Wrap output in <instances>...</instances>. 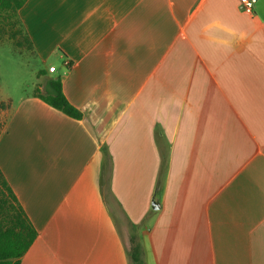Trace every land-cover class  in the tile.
<instances>
[{"label":"crops","instance_id":"1","mask_svg":"<svg viewBox=\"0 0 264 264\" xmlns=\"http://www.w3.org/2000/svg\"><path fill=\"white\" fill-rule=\"evenodd\" d=\"M17 15L44 65L3 100L0 170L36 230L18 264H131L124 233L142 264H264V0ZM51 77L80 118L36 96Z\"/></svg>","mask_w":264,"mask_h":264},{"label":"trees","instance_id":"2","mask_svg":"<svg viewBox=\"0 0 264 264\" xmlns=\"http://www.w3.org/2000/svg\"><path fill=\"white\" fill-rule=\"evenodd\" d=\"M25 1L0 0V33L3 32L4 25L9 24L20 26V30H14L11 33L12 38L18 31L23 33L17 11ZM23 39L29 48L30 42L24 34ZM17 44L20 45V42ZM36 96L70 117L76 119L81 117L80 111L65 98L58 77L47 79L44 89L37 90ZM35 236V228L0 170V264H18L20 257L28 249ZM139 249V243L130 237L128 256L131 264H142Z\"/></svg>","mask_w":264,"mask_h":264},{"label":"rangeland","instance_id":"3","mask_svg":"<svg viewBox=\"0 0 264 264\" xmlns=\"http://www.w3.org/2000/svg\"><path fill=\"white\" fill-rule=\"evenodd\" d=\"M14 30H20V26L4 25V30L0 33V131L9 109L3 100L16 104L21 97L33 93L38 82L36 72L44 67L29 53L30 49L23 39L22 32L18 31L14 38L11 37ZM17 42H20V45ZM53 64L59 66L56 61ZM124 235L129 250L130 238H127L126 233ZM133 235L137 238L136 233Z\"/></svg>","mask_w":264,"mask_h":264},{"label":"built area","instance_id":"4","mask_svg":"<svg viewBox=\"0 0 264 264\" xmlns=\"http://www.w3.org/2000/svg\"><path fill=\"white\" fill-rule=\"evenodd\" d=\"M256 0H238L239 8L242 12L246 14L252 13V7ZM54 69L53 66L49 67V70L52 71Z\"/></svg>","mask_w":264,"mask_h":264},{"label":"water","instance_id":"5","mask_svg":"<svg viewBox=\"0 0 264 264\" xmlns=\"http://www.w3.org/2000/svg\"><path fill=\"white\" fill-rule=\"evenodd\" d=\"M153 204H154V202H153Z\"/></svg>","mask_w":264,"mask_h":264}]
</instances>
